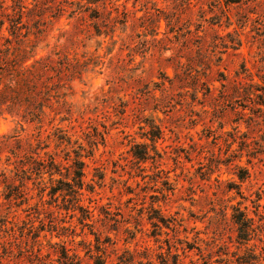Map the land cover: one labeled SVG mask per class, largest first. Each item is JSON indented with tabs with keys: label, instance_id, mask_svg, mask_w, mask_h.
<instances>
[{
	"label": "rangeland",
	"instance_id": "374dc122",
	"mask_svg": "<svg viewBox=\"0 0 264 264\" xmlns=\"http://www.w3.org/2000/svg\"><path fill=\"white\" fill-rule=\"evenodd\" d=\"M35 2L0 0V46L60 97L0 115V264H264V0Z\"/></svg>",
	"mask_w": 264,
	"mask_h": 264
},
{
	"label": "trees",
	"instance_id": "16d2710c",
	"mask_svg": "<svg viewBox=\"0 0 264 264\" xmlns=\"http://www.w3.org/2000/svg\"><path fill=\"white\" fill-rule=\"evenodd\" d=\"M35 1L34 8L29 9L28 14L30 15L31 13L32 16L38 17L35 22H39L42 19L43 13L40 12L38 0ZM14 2L16 5H19L18 12L19 19H21L24 13L23 8L26 6L23 5L22 0H14ZM58 6L59 8L55 9L61 11V6ZM71 13H74V10ZM52 16H56L55 12ZM17 20L12 19L10 21L11 25L14 23V29L18 27L16 26V24H19V21ZM2 24L3 21L0 22V25ZM5 39L8 42V38ZM10 49L11 48L9 46H0V115H3L4 113L11 115L20 114L25 120L41 122L43 120L44 114L43 107L46 101L49 98L60 97L58 91L55 90L56 86H49V91L45 90L48 88V83L45 84V81L42 80L44 75L43 73L50 67L49 60L48 58H39L33 60L31 63H26L30 58L33 57L32 54H29L30 52L28 50L21 49L20 47L17 48V51L14 49L11 51ZM40 85L45 87L43 88L44 90L38 88ZM9 138L10 136L1 135L0 144H3ZM145 154L148 155V152L146 151ZM51 165L56 166L54 159L51 161ZM83 166V161L78 159L75 161L72 179L76 181L78 188L73 191L77 192L78 194H80L78 189L82 187L81 178L84 175ZM16 170L23 172L25 171L24 168H16ZM56 173H60V171H56ZM50 175L52 176L53 172H50ZM0 176V184L6 188V190L2 192L4 199L11 202L12 200H16L18 198L21 199L24 197L25 192L24 189H22L24 183L22 181H20L19 184L8 182L6 170H1ZM236 215L239 238L242 240L247 239L246 237L250 236L251 232L253 231L252 219L247 217L240 210L236 212ZM97 261L98 262H94V264H104L100 259ZM74 263L75 262H69L68 264Z\"/></svg>",
	"mask_w": 264,
	"mask_h": 264
}]
</instances>
